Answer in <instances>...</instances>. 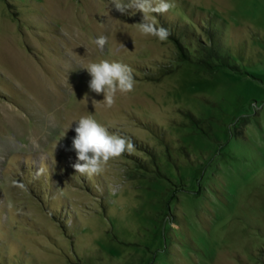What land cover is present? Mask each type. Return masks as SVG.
Masks as SVG:
<instances>
[{
	"label": "rangeland",
	"instance_id": "374dc122",
	"mask_svg": "<svg viewBox=\"0 0 264 264\" xmlns=\"http://www.w3.org/2000/svg\"><path fill=\"white\" fill-rule=\"evenodd\" d=\"M171 2L185 61L111 0H0V264H264V0ZM100 59L136 81L110 109ZM89 112L135 144L92 177Z\"/></svg>",
	"mask_w": 264,
	"mask_h": 264
},
{
	"label": "clouds",
	"instance_id": "9594fccd",
	"mask_svg": "<svg viewBox=\"0 0 264 264\" xmlns=\"http://www.w3.org/2000/svg\"><path fill=\"white\" fill-rule=\"evenodd\" d=\"M111 3L123 15L129 12L143 13L141 22L134 24L142 35L152 36L160 41H166L170 36V31L162 25L158 26L150 14L167 13L174 7L171 0H127L126 3L124 0H111ZM95 43L103 49L108 44V37L101 35ZM82 70L91 77L90 91L104 96L103 101L92 99L95 109L98 105L112 108L117 94L131 93L136 84L133 69L128 64L116 60H89ZM88 100L89 96L85 94L83 101L88 102ZM74 123L76 135L72 140V150L76 153L77 161L72 167L76 173L86 174L89 177L99 175L111 159L118 158L125 152L131 154L135 149L131 138L109 132L108 128L90 112L81 115ZM39 172L43 173L44 169L41 168ZM14 183L20 188L24 187L22 183Z\"/></svg>",
	"mask_w": 264,
	"mask_h": 264
},
{
	"label": "trees",
	"instance_id": "16d2710c",
	"mask_svg": "<svg viewBox=\"0 0 264 264\" xmlns=\"http://www.w3.org/2000/svg\"><path fill=\"white\" fill-rule=\"evenodd\" d=\"M160 23H161V22H160ZM157 25H158V24H157ZM161 25L170 31L171 34H170L169 37L173 39V41L176 43L177 47L180 49V52H181L180 55H181L183 61L188 60L189 57H188L186 51H184L186 48L184 47V45H182L183 43L181 42L180 38L178 37V34H177V33L175 32V30L173 29L174 27H173V26H167V24H164V23H161ZM215 67H221V65L218 64V65H216ZM163 74L165 75V74H167V73L165 72V73H163ZM163 74H162V75H163ZM164 75H163V76H164ZM163 76H162V77H163Z\"/></svg>",
	"mask_w": 264,
	"mask_h": 264
}]
</instances>
